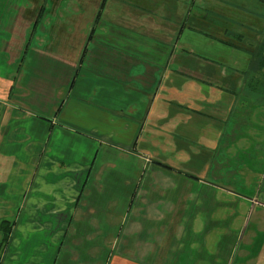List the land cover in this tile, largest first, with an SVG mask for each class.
I'll list each match as a JSON object with an SVG mask.
<instances>
[{"label":"crops","instance_id":"1","mask_svg":"<svg viewBox=\"0 0 264 264\" xmlns=\"http://www.w3.org/2000/svg\"><path fill=\"white\" fill-rule=\"evenodd\" d=\"M107 3L101 15L115 7ZM32 5L24 35L8 23L0 42V222L18 208L28 223L12 244L28 233L45 239L23 263L264 264V210L247 224L252 204L264 207V189L249 200L229 175L233 146L255 130L252 110H239L242 74L224 68V21L221 38L204 29L200 3L120 4L88 23L63 4H35L44 13L37 23ZM206 38L221 49L204 54ZM248 137L256 144L264 129ZM216 157L228 170L223 184L208 179ZM98 198L102 216L89 203ZM83 226L87 246L77 235Z\"/></svg>","mask_w":264,"mask_h":264},{"label":"rangeland","instance_id":"2","mask_svg":"<svg viewBox=\"0 0 264 264\" xmlns=\"http://www.w3.org/2000/svg\"><path fill=\"white\" fill-rule=\"evenodd\" d=\"M204 4V29H208L206 32L210 33L213 37L220 35L221 27L218 24L216 26L210 22L212 18H219L218 22L224 21V28L226 29V33L224 36V40L230 43L231 45L223 46L224 54H225V62L224 68H230L236 71H239L241 75L239 86H237V96L240 99L239 101V110L250 109L252 110V118L251 121L254 125V130L247 131L248 133L245 138H242L236 145L233 146V152L236 154L234 156L235 160L234 164L231 163V166L235 167L229 172V175L235 180V182L231 185V187L238 191L242 196L251 200L254 199L258 201L260 199V194L263 191L264 186L262 187L263 175H264V139H258V146L254 143V139L248 137V135H258V129H264V68H260L259 63L264 62V56L258 55L252 57L246 52H251L258 49L260 44L264 41V0H109L107 4H115L112 9H108L104 12L103 15L100 13L99 6L102 4V0H0V42L4 40L3 37L6 35V31L10 28L17 29V35H24L26 32V25L30 21L29 16L25 14L27 4H33V12L35 13L33 19L36 18V22L40 23V19L44 17V13L41 14V7L38 5L36 7L35 4H63L65 10L71 12V15L74 17L79 16L82 18L85 23H88L94 17H107L113 16L115 11H120V4ZM95 6L97 7L95 10ZM36 7V8H35ZM30 10V8H29ZM32 10V9H31ZM155 12L162 11L161 9H153ZM108 13V14H107ZM100 14V16H99ZM206 16V17H205ZM49 16L47 19H50ZM39 19V20H38ZM231 19V20H230ZM240 21V22H239ZM232 23L234 25V34H232V29L229 31L227 27ZM239 22V23H238ZM8 27L6 24H8ZM34 26V25H33ZM232 26V25H231ZM72 26H68L67 28H71ZM91 26L88 27V30ZM41 26L39 25L37 28V32L40 31ZM87 29V26L84 30ZM229 31V32H228ZM69 32V31H68ZM228 32V34H227ZM71 33V32H69ZM219 34V35H216ZM72 34V33H71ZM90 33L87 34V38L90 36ZM66 40H71L74 38V35H67ZM82 38V35L79 33L76 34V41H79ZM63 41H59L62 43ZM204 42L207 44V48L204 49V54L209 52V55H212L217 50H220V45L217 41L208 40V38L204 39ZM63 44V43H62ZM183 44V43H181ZM232 45H237L239 48H234ZM69 47H72V43H68ZM56 48V47H55ZM223 52V51H222ZM205 59L210 58L208 56H204ZM214 58V57H212ZM0 59L2 60V56L0 55ZM216 60V58H214ZM248 62L247 69L244 67ZM251 64L253 66L251 67ZM3 67H1L2 69ZM239 75V74H238ZM144 96L142 95V100L144 101ZM81 110L80 119L84 120L86 125L90 126L94 124V120L89 117V115ZM71 110L68 109L64 114V118H70ZM72 113L76 116V114L72 111ZM95 117L100 118L98 113L95 114ZM251 120V118H250ZM24 121V120H23ZM23 123V122H22ZM21 123V124H22ZM29 123H23V125ZM100 126L103 124L99 123ZM243 126L244 124L241 123ZM36 137L34 138V140ZM263 141V142H261ZM41 142V141H40ZM78 151V148L75 149ZM23 159V163H25L26 167H31L32 164L28 163L27 159L25 161V157L20 156ZM250 157L249 161H246L247 158ZM252 157V158H251ZM221 163L219 159L216 157L214 162V166L208 174V179L218 178V183L223 184V177L225 176L228 170L217 168L215 164ZM185 173L188 172V175H199V172H196L194 168L185 166ZM82 170H85L82 168ZM123 174V172H121ZM85 176V174H84ZM186 177L185 174H182L178 177V180ZM2 186H0L1 189ZM24 186H17L16 192L17 194L22 193L21 188ZM81 188V187H79ZM75 188L77 193H80V189ZM111 189H114V192H122L128 193V191H122L123 185L119 184H111ZM109 188V189H110ZM108 189L104 186L103 193H105ZM248 201L247 205L249 206ZM89 203L96 204L97 214L101 216L104 213L103 204L106 203L103 200L99 199L90 201ZM202 202H198V206H200ZM243 203V202H242ZM255 203V202H254ZM244 204V203H243ZM260 204V205H259ZM233 205V204H231ZM19 207V205L17 206ZM246 206L244 205V208ZM248 210V209H247ZM264 210L263 204L256 202V204H252V208L250 213L247 215V224H253L254 220L257 218V211ZM11 213L10 209L7 210ZM254 211V213H253ZM48 220V218H44ZM251 219V220H250ZM3 220H9L15 223L12 227V236L7 245L0 249V258L4 256V253H8L9 259L7 260V264H25L23 263L24 257L27 252L35 253L34 248L38 247L45 239L42 235L39 234H30L28 233L25 236V239L22 240L17 246L13 245V237L16 236V229H21L25 224L28 223V220L25 217H22V214L16 208L15 215H12L11 218H6ZM41 221L40 218H37L34 224H39ZM86 227H81L79 233L77 234L80 237L81 245L87 246L89 245L83 240V234H85ZM107 227H103V231L106 230ZM111 230V229H110ZM15 234V235H14ZM93 235L90 236L92 238ZM21 241V240H19ZM1 243V241H0ZM88 250V249H87ZM85 250V251H87ZM92 257L97 258L99 253L98 250H91ZM41 251H36L35 256L38 257V260H41V257H44L45 253L40 254ZM81 253V250H80ZM10 257H13L14 260H10ZM69 259V258H65ZM3 264V263H1ZM61 264H71V261Z\"/></svg>","mask_w":264,"mask_h":264},{"label":"trees","instance_id":"3","mask_svg":"<svg viewBox=\"0 0 264 264\" xmlns=\"http://www.w3.org/2000/svg\"><path fill=\"white\" fill-rule=\"evenodd\" d=\"M108 2V0H102V4L100 5V6H102L103 7V5H105L106 3ZM101 10H102V8H100V13H101ZM100 15V14H99ZM216 19V18H215ZM218 20H219V18H217ZM215 21H217V20H215ZM229 23V22H228ZM214 24L215 25H220V26H222L221 25V22L219 21V22H214ZM228 28H231L232 26L230 25V27H229V25L227 26ZM224 42H225V44H227V45H231L230 43H228V42H226V40H224ZM233 46V45H232ZM236 48H239L237 45H234ZM251 52H253V53H250V52H246L247 54H249V55H251V57H252V63H253V57H255V55L256 56H260V55H263L264 56V41L262 42V44H260V47L257 49H255V50H253V51H251ZM252 66H253V64H251ZM261 65V69L262 68H264V62L262 61L261 62V64L259 63V66ZM264 189V188H263ZM15 223H13V222H11V221H9V220H2L1 222H0V231H1V243H0V249L2 248V247H4L5 245H7L8 244V242H9V240H10V238H11V236H12V227H13V225H14Z\"/></svg>","mask_w":264,"mask_h":264}]
</instances>
